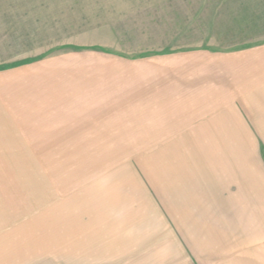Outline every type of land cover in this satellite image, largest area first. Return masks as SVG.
<instances>
[{
  "label": "rangeland",
  "instance_id": "1",
  "mask_svg": "<svg viewBox=\"0 0 264 264\" xmlns=\"http://www.w3.org/2000/svg\"><path fill=\"white\" fill-rule=\"evenodd\" d=\"M261 179L264 0H0V264H264Z\"/></svg>",
  "mask_w": 264,
  "mask_h": 264
},
{
  "label": "crops",
  "instance_id": "2",
  "mask_svg": "<svg viewBox=\"0 0 264 264\" xmlns=\"http://www.w3.org/2000/svg\"><path fill=\"white\" fill-rule=\"evenodd\" d=\"M258 184H262L263 187H264V179L257 180V185H258ZM258 190H260V188L257 189V193H258L257 195H258V197H259L260 195L262 196L263 194H261V192H259ZM260 191H261V190H260ZM263 193H264V192H263ZM253 197H254V196L251 194V195H250V199H253ZM258 208H259V207H258ZM262 209H264V207L261 206V208H259V212H260V215H259L260 217H259V218H260V219H259V222L257 221L258 226L261 225V224H264V211H263Z\"/></svg>",
  "mask_w": 264,
  "mask_h": 264
}]
</instances>
